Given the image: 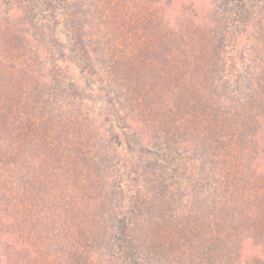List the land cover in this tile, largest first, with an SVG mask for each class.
Instances as JSON below:
<instances>
[{
	"label": "rangeland",
	"instance_id": "obj_1",
	"mask_svg": "<svg viewBox=\"0 0 264 264\" xmlns=\"http://www.w3.org/2000/svg\"><path fill=\"white\" fill-rule=\"evenodd\" d=\"M50 4L52 10L49 15L43 13L37 3L32 6V9L27 8L26 14H12L11 17L5 12L6 9L0 6V24L13 21L8 30L5 26V31L0 33L2 58L6 59L10 44L13 43L20 54L37 52L41 57L39 61L41 64H38V67H43L44 72H47L54 63V60H51V53L59 57L58 51H51L49 48L50 37L53 34L62 44L60 49L64 55L76 57V54L80 55L82 51L80 45L82 39L93 44L106 36L109 41L117 35L121 37L124 34L129 37L130 32H133L129 29L130 27L138 28L137 31L147 27L148 42H155L158 46L164 42L172 47L177 56L181 51L172 39L181 42V49L184 51L199 52L202 49L206 53V59L201 62H189L196 71L197 82L187 80V83L189 81L192 84H199L195 90H189L181 85L167 92L171 106L177 109L170 112L165 108L167 111L165 119L168 120L167 117L170 115L176 117V120L183 125L186 135L198 132L206 134L210 141L209 147L198 148L206 155H217L219 150L216 147H221V156L224 151L229 150L228 146L237 148L242 154L239 160L240 172L237 174L247 181L250 164L252 169L259 173L253 186L246 185L244 191L257 195L258 201L264 200V0H68L66 4L63 0H52ZM75 19L86 26V31L75 28L73 22ZM83 32L85 36L83 34V38L80 39L78 33ZM140 32L141 30L139 35H145ZM160 36L166 37L170 42ZM209 46L212 48H208ZM216 46L218 49H215ZM121 47L122 43H118L114 53L118 58L119 66L124 71H128L124 58L128 56L130 50L128 47L126 49ZM110 48L106 50L107 64H110L109 54L113 52L109 50ZM91 55L92 58L88 61L89 64L84 72L77 68L75 62L73 64V62L56 61V65L59 64L66 71L61 74L60 82L55 81L58 84L52 87L47 98L53 100L58 96V86L62 87L70 92L69 98L76 107V112L72 113L70 106H56L55 108L61 110L60 114L53 116V119L49 121L50 115L45 109V101L41 106L40 99L35 102L34 95L27 96L31 102L30 108L19 112L22 117L30 118L31 126L22 122L21 125L26 128L25 133L29 132L28 136L36 145L38 152L41 151L38 139L43 138L47 139L46 150L50 148L57 154L71 151L83 153L79 151L82 146L75 135V128L66 126V130L63 131L62 120L69 122L77 119L86 122L87 115L101 113L99 97H103L106 92L105 88H102L104 83L101 80H106V73L103 72L105 66L98 58L102 57V52ZM171 65L175 64H164V67H168L165 75L169 72L176 73L170 68ZM40 79L44 81L43 77ZM163 79L160 80L161 83ZM42 81H38L37 91L46 96L49 91L47 82L53 80ZM215 83L218 85L213 86ZM24 84L28 85L25 88L27 91H32L33 84L36 83L29 85L26 81ZM5 90H9L8 85L0 78V104L4 100L2 96ZM108 95L114 99L106 104L107 106L111 108L115 102L123 112L129 111L124 103L121 106L119 97L112 93ZM163 104L164 107L168 106L165 101ZM105 119L104 123H110L119 134L124 154L138 167V173L131 172L127 175L128 170L123 165V160L116 155L117 158L112 161L111 166L114 167L118 188L116 183L108 187L115 190L114 202L107 208V215H109L107 217L105 212L96 210L99 207L106 210L101 204L102 201H98L101 197L90 194L93 189H98L101 194L106 171L103 170L95 175L90 174L87 171L89 169L81 170L84 173V178L79 183L81 188L79 193L69 197V200L72 205L84 204L81 208H94L98 212L99 220L87 219L86 216L75 213L77 235L80 231L88 243L96 242L98 245H105L108 242V245L117 248V253L127 256L133 245L139 243L141 236L142 242L146 241L145 235L138 233L140 227L145 226L156 229L157 237L162 243L168 240L172 242L169 245L175 247L173 251L179 254L176 259L179 263L183 260L184 253H187L186 264H191L195 259L205 260L207 258L205 246L212 241H210V224L206 218L201 220L194 212L183 215L176 205L177 202H172L170 205L169 194H165L163 189L160 192L161 186L158 188H156L157 185L154 186L156 176H159V173L165 174V170H168V173L183 188H189L192 185L190 183L192 179L193 182H196L198 177L200 179L201 175L194 165V158L189 156L191 154L186 151H182L181 154L177 152L181 151L183 142L171 135L172 139L175 138L173 142L177 149L174 151L167 146L158 149L153 147L145 136L137 134L127 122L118 121L117 118L110 120L111 117L107 114ZM167 120H165V127L168 125L169 120ZM161 131L162 128L160 135H162ZM187 138L191 140L189 136ZM220 140L222 146L219 145ZM188 142V140L185 141V143ZM11 147L3 148L0 144V161H4V173L11 171L8 167V162L13 157ZM188 147L193 148V143ZM97 148L98 146H92L90 149L94 152ZM36 154L38 153H33L35 157ZM145 165L148 167L147 171L142 170ZM92 167L93 165L90 170ZM59 176L65 179L64 174L59 173ZM218 179L222 180L221 177ZM42 183L37 182L35 190L41 202L42 199L45 201V196L48 202L50 197L54 201L60 197L53 187L47 188ZM215 188L219 187L215 185ZM2 189V182H0V194ZM117 190L119 193H115ZM193 193L196 194L195 191ZM197 194L201 196V190H198ZM135 195H139L143 200L142 218L141 216L134 218L139 210L134 203ZM174 195L177 198L176 190ZM16 198L13 194L11 201L6 200L10 206L13 204L7 210H19L21 217H16L14 213L0 218V264H55V257L52 254L55 243H49V236L44 234L45 222H42L40 217H44L45 212H41L40 216L38 213L34 220L31 219L35 210L37 211L38 199L34 196L25 203L18 204ZM179 218H185L186 223L182 237L177 234L181 228ZM125 225H128L127 231L131 237H125ZM60 242L61 240H58V248H60ZM95 261L97 258L94 255H91V258L86 255V258L84 257L81 261L74 259L72 264H93ZM65 263L66 258L58 261V264Z\"/></svg>",
	"mask_w": 264,
	"mask_h": 264
},
{
	"label": "trees",
	"instance_id": "obj_2",
	"mask_svg": "<svg viewBox=\"0 0 264 264\" xmlns=\"http://www.w3.org/2000/svg\"><path fill=\"white\" fill-rule=\"evenodd\" d=\"M63 1L64 4L68 2V0ZM51 2L52 0H0V6L4 7L6 9L5 12L11 17L12 14H26L25 10L27 8L32 9L34 4L39 3L42 12L49 15L52 10ZM10 21L13 22L12 20ZM11 22L1 23L0 33L3 30L5 31L6 28L8 30ZM73 22L76 29L86 31V26L80 20L75 19ZM129 29L133 31L130 32L131 35L129 37L122 34V36L120 35L121 37L117 35L109 41L106 36L102 37L103 39L100 41L96 40L93 44L82 39V35L84 34L85 36V32L78 33V36L82 39L80 41L82 51L80 55L76 54V57H73V55L65 56L60 49L62 44L56 40L53 33H50L53 35L50 37L51 45L49 48L51 51H58L59 57L51 53V60L53 59L54 63L53 67L48 69L47 72H44L43 67H38V64H41L39 62L41 57L37 52L32 54L23 52L20 54L12 43L6 59L2 58L0 54V78L9 88V90L4 91L2 96L4 100L0 104V144L3 148L12 146L13 151L11 154L13 157L8 162V167L11 170L9 173H4L5 164L4 161H0V182H2L3 188L2 196L0 197V218L14 213L16 217H21V211L15 209L7 210L13 204L10 206L6 200L11 201L10 198L13 194L17 197L16 201L18 204L20 202L25 203L26 200H30L34 196L38 199L35 193L36 183L43 182L42 184L47 188L53 187L60 197L56 198L55 201L50 197V202L47 201V196L44 197L45 201L42 199L41 202L38 199L37 211L35 210L31 219L34 220L38 213L40 216L41 212H45V216L40 217L41 221L45 222L44 234L49 236V243H55L52 248L55 264H58L59 259L63 258H66L65 264H72L74 259L81 261L84 257L86 258V255L89 258H91V255L97 258V261L93 264H186L187 253H184L183 260L180 263L176 261L179 254L173 251L175 247L169 245L172 242L168 240L166 241L167 243L165 241L162 243L160 238L157 237L156 229L153 228L140 227L138 233L144 234L146 241L142 242L141 236L138 240L139 243L133 245L127 256L117 253V248H114L113 245H108V242L105 245H98L96 242L88 243L84 239V234H81L80 231L77 235L75 213L84 215L87 219L99 220L97 212L99 211L105 212L104 214L109 217L107 208L110 203L114 202L113 194L115 188L113 187L114 189L112 190L108 187H112L117 182L114 167L111 166L112 161L117 158L116 155L123 160V165L128 170L127 175L131 172L138 173V167L124 154L119 134L112 128L110 123H104L107 114L111 117L110 120L117 118L118 121L130 124V127L137 134L145 136L147 141L155 148L162 149L167 146L175 151L177 146L174 142L175 138H178L180 142H183L184 146L180 149L181 151L177 152L180 154L182 151L189 152L191 154L189 156L194 158V165L199 170L201 177L200 179L198 177L196 182H193L192 179L190 182L192 185L189 188H183L168 173V170H165V174L159 173L160 175L156 176L154 184V186L157 185L156 188L161 186L160 192L163 189L165 194H169L171 201L168 203L170 205L172 202H177L176 205L183 215L194 212L197 215L196 217H200L201 220L206 218L210 224V241H212L205 246L207 258L205 260L195 259L191 264H264V220H262L264 217V200L258 201L257 195L244 191L246 185L253 186V183L258 179L259 173L252 169L250 164L247 182L242 176L237 174L240 172L239 166L241 164L239 160L242 156L237 148L228 146L227 149L229 150L227 152L224 151L221 156V147H216L219 150L217 155H206L198 149L199 147H202L201 149L209 147L210 141H208L206 134L198 132L186 135L183 125L176 120V117L170 115L167 117L169 121L165 119L167 113L165 108L170 110V112L177 109L171 106L167 92H171L172 89H177L181 85L189 90H195L199 83H189L190 80L197 82L195 80L197 78L196 71L189 65V62H201L206 59V53L202 49L199 52L184 51L181 49L182 43L177 39H172L181 51L177 56L174 54L172 47L164 42H161L159 46L155 42H148L146 39L147 27L140 29L142 34L145 35H139L140 30L137 31L138 28L132 29L130 27ZM160 37L168 40L166 37ZM217 40L219 41V39ZM118 43H122V47L125 49L128 47L130 50L128 56L124 58L128 71H124L119 66L118 58H116L114 53ZM203 47L207 48L206 45H203ZM108 48H110V51L113 50L109 54L110 64H107L105 59ZM208 48L212 47L209 46ZM215 49H218L217 46ZM99 52H102V57L98 58L102 60L100 62L105 66L103 72L104 74L106 73L107 80L101 79L104 83L102 88H105L104 90L106 91L103 97H99L102 106L101 113L87 115L86 122L77 119L67 122L61 119L64 123L62 124L63 131L66 130V126L75 128V135L82 146L79 151H83L82 154L84 155L78 151L75 153L71 151L57 154L50 148L46 150L47 139L43 138L38 139L41 147V151L38 152L36 145L28 136L29 132L28 134L25 133L26 128L21 125V122L25 125H30V118L22 117L19 112L21 110H29V103L31 104V102L27 96L29 94L34 95L33 100L35 102L40 99L42 101L41 106L43 101H45V109L50 115L49 121L53 119V116L60 114L61 110L55 108L56 106H70L72 113L76 112V107L69 98L70 92L62 87L58 86V96L53 100H48L47 98L52 87L58 84L55 81L60 82L62 80L61 74L66 71L59 64L56 65V61L61 63L73 62V64L75 62L77 68L84 72L89 64L88 61L92 58L91 54ZM166 63L175 64L171 65L170 68L176 73L169 72L165 75L168 69V67H164ZM42 77L46 82L53 80L47 82L49 91L46 96L37 91L38 81H42L40 79ZM162 79L161 83L160 80ZM187 80H189L188 83ZM26 81H28L29 85L36 83L33 84L32 91L25 89L28 86L24 84ZM211 83H213V80H211ZM216 85L218 83L213 84V86ZM109 93L119 97L121 106L124 103L129 108V111L125 110L123 112L121 107L116 105L115 102H113L114 104L111 108L107 106L106 104L111 103L114 99L109 97ZM164 101L168 106L164 107ZM116 102L118 103V100ZM165 120L168 121L166 127L164 126ZM54 124L55 121L53 122ZM161 128L162 135H160ZM171 135L175 136L174 140ZM188 136L191 140L187 138ZM187 140L189 142L185 143ZM192 143L193 148H189L188 146H191ZM219 145L222 146L221 140ZM92 146H98V148L93 152L90 149ZM36 152L38 154L35 157L33 153ZM91 165L93 167L90 170ZM146 165L148 164L146 163ZM146 165L142 168V170L144 169L143 171L148 170ZM81 170H87L90 174L93 173L95 175L103 170L106 171L102 182L101 194L98 189H93L90 192L92 195L101 197L98 201H102L101 204L106 210L101 207L96 209L97 211L92 207L81 208L84 204L81 206L80 203L72 205L70 202L69 197L79 193L81 188L79 183L84 178V173ZM59 173L61 175L64 174L65 179L64 177L60 178ZM218 176L222 180H219ZM215 185L219 188L214 189ZM116 186L118 188L117 183ZM174 190L177 191V198L175 197L176 193L174 195ZM198 190H201V196H198ZM194 191L196 194L193 193ZM115 193H119V191L117 190ZM134 203L139 208L134 218H137V216L142 218V198L139 195H135ZM109 214L112 215L110 211ZM111 219L113 218L111 217ZM184 219L179 218L181 228L177 231V234L180 237L184 236L186 228ZM8 220L10 221V219ZM127 228L128 225H125L124 234L126 238L131 237ZM146 233H148L147 236ZM132 239L134 240V238ZM58 240H61L59 243L60 248H58Z\"/></svg>",
	"mask_w": 264,
	"mask_h": 264
}]
</instances>
